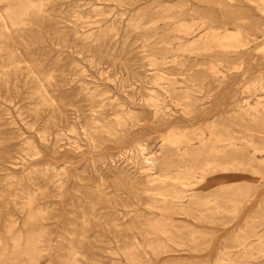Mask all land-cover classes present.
Masks as SVG:
<instances>
[{"label": "rangeland", "instance_id": "1", "mask_svg": "<svg viewBox=\"0 0 264 264\" xmlns=\"http://www.w3.org/2000/svg\"><path fill=\"white\" fill-rule=\"evenodd\" d=\"M7 7L0 264H264V0ZM211 121L234 136L215 153L223 167L198 169L180 204L164 206L153 186L168 188L160 180L180 158L161 136Z\"/></svg>", "mask_w": 264, "mask_h": 264}, {"label": "bare ground", "instance_id": "2", "mask_svg": "<svg viewBox=\"0 0 264 264\" xmlns=\"http://www.w3.org/2000/svg\"><path fill=\"white\" fill-rule=\"evenodd\" d=\"M1 1V0H0ZM15 12H13V10H11V8L7 7L5 10L0 11V25L2 27H7L8 23L9 24H13L15 22V17H14ZM6 29V28H5ZM178 31H180V33L182 32L184 35H189L193 29L190 25L188 24H184V23H178V25L175 28ZM236 35V34H235ZM206 36V35H204ZM216 36H218L217 34L213 35L211 37V39H217L218 43H221L220 41L225 40V43H221L222 46H227V45H231L233 42L230 40L231 37H222V39H218ZM206 38V37H205ZM180 41V40H179ZM215 41V40H214ZM195 42V41H194ZM208 42V40H207ZM188 43V42H187ZM192 44V41L190 42ZM188 45V44H187ZM190 47H194L193 45H190ZM185 48V47H184ZM183 49V48H182ZM196 50V49H195ZM193 51V50H192ZM202 51V50H201ZM152 63V62H151ZM210 64V63H209ZM155 65V64H154ZM209 68V67H207ZM215 68V67H214ZM210 70V69H209ZM82 71V70H80ZM162 80V79H161ZM158 81H160L158 79ZM158 84V83H157ZM260 84V83H259ZM113 101V100H112ZM150 106L154 107V110L156 111V107L159 109L160 104H158L157 99L155 98H150L148 100H146ZM245 100L243 99V102ZM249 105V104H248ZM247 106V105H246ZM252 107V106H251ZM166 108V107H165ZM167 110V109H166ZM253 110V108H252ZM159 113V111H157ZM94 114V113H93ZM155 115V114H154ZM250 119H254V117H251ZM130 120V119H129ZM137 122V121H136ZM93 125V124H92ZM262 125V124H261ZM196 132H194V136L192 137H186V136H180L182 134L180 133H175V132H170L167 135H162L161 136V140L165 141L166 143H168L171 147L174 146V150L177 151L176 155H178V157L180 158L179 161L176 163L177 164V169L178 172L170 175V174H163V176H165L163 180H160V183H162L165 186H168V188H164V190L162 192H159L158 189H160L157 185H154L153 189L156 193H159L158 195H160V197H162L160 199L161 203L164 204V206H168L169 204H171V206L173 205H179L180 202L179 200H177L175 202V198L176 199H180L183 196H181L180 194L184 191H188L190 188V184L193 182V178L195 177V175L197 174V170H200L199 175H205V172H207L208 174L213 175L215 173L214 169L217 166H220V168L223 167V163L219 162L220 160H218L217 154H215L216 152H223L222 155H224V147H226L227 145L233 146L234 142H233V138L234 136L231 135V131L228 128H223L221 131L217 129L216 124L214 123V121H211L210 124H206L205 128L201 127V125H199L197 128H195ZM257 131H259L260 133H264V125H262V127L258 128ZM96 133V132H95ZM167 133V132H166ZM45 136V135H44ZM89 136V135H88ZM44 140V139H43ZM198 142V146L194 147V143ZM201 152H208L209 151L212 152L213 154L211 155L214 159L213 163H209L208 161V157L207 155L204 157H200L199 162H196L193 166V162L192 160H194L193 158L191 160L187 159L186 157L188 155L191 154H200ZM140 154L143 152V148L140 149ZM201 158V159H200ZM233 159V158H231ZM148 160V158L146 159ZM188 161V162H187ZM188 164V165H187ZM199 164V165H198ZM183 166H186V168L184 170H181L179 168H182ZM149 167V166H148ZM47 168V167H46ZM47 170V169H46ZM150 171V170H149ZM59 173H57L58 175ZM154 177V176H153ZM251 179V178H250ZM158 188V189H157ZM167 192V193H166ZM146 193V192H145ZM157 195V194H156ZM29 197V196H28ZM27 197V198H28ZM33 198V197H32ZM168 198V199H167ZM32 200V199H31ZM29 201V200H28ZM158 201V200H157ZM29 203V202H28ZM27 206V205H25ZM30 206V203L29 205ZM27 206V207H28ZM170 206V205H169ZM170 206V207H171ZM150 207V206H149ZM30 208V207H29ZM112 208V207H111ZM216 208V207H215ZM154 209V208H153ZM217 210V209H216ZM221 210V209H220ZM38 212V211H37ZM42 212V211H41ZM174 214H181V212H175ZM183 214V218L186 217V213H182ZM163 216H170L172 217L173 214H167V215H163ZM155 223V222H154ZM157 224V222L155 223ZM166 224V223H165ZM152 228V227H151ZM161 228V227H160ZM163 229V228H161ZM162 230H160V233H164L161 232ZM166 234L168 235V231L166 232ZM163 235V234H162ZM165 235V236H167ZM243 240V239H242ZM137 242V241H136ZM258 242V241H257ZM158 243V242H157ZM164 243V242H162ZM255 243V242H254ZM161 245V244H160ZM162 246V245H161ZM178 246V245H177ZM182 246V245H180ZM153 247V246H151ZM164 247V246H163ZM250 247V246H249ZM134 249V247H133ZM159 249V248H158ZM249 249V248H248ZM154 250V249H152ZM252 250V249H251ZM128 256V255H127ZM248 257V255H247ZM33 262V261H32Z\"/></svg>", "mask_w": 264, "mask_h": 264}]
</instances>
